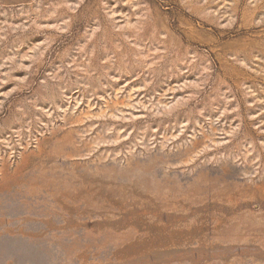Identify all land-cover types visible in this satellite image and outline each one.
<instances>
[{"label":"rangeland","instance_id":"1","mask_svg":"<svg viewBox=\"0 0 264 264\" xmlns=\"http://www.w3.org/2000/svg\"><path fill=\"white\" fill-rule=\"evenodd\" d=\"M0 264H264V0H0Z\"/></svg>","mask_w":264,"mask_h":264}]
</instances>
